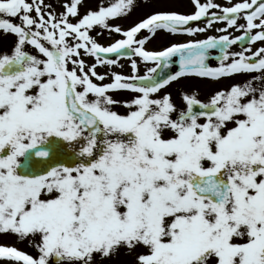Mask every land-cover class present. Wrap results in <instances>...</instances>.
Returning a JSON list of instances; mask_svg holds the SVG:
<instances>
[{"label":"snow or ice","instance_id":"6c2138e0","mask_svg":"<svg viewBox=\"0 0 264 264\" xmlns=\"http://www.w3.org/2000/svg\"><path fill=\"white\" fill-rule=\"evenodd\" d=\"M136 4L0 0V236L37 252L0 244V264H264V0L110 23ZM191 78L231 82L174 98Z\"/></svg>","mask_w":264,"mask_h":264},{"label":"rangeland","instance_id":"374dc122","mask_svg":"<svg viewBox=\"0 0 264 264\" xmlns=\"http://www.w3.org/2000/svg\"><path fill=\"white\" fill-rule=\"evenodd\" d=\"M46 2H52V0H46ZM107 2V0H105ZM204 2V0H202ZM216 3L220 4H226L227 0H215ZM237 2V0H232V3ZM101 3V0H84V6L81 8V12L83 13L87 8H93L95 9L99 4ZM58 11H62L61 8H57ZM161 10H168V11H177L181 13H189L194 12L195 8L192 4V0H137L136 6L133 8L132 12L127 16L116 20H111L110 23L113 24H120L122 27H127L134 22H136L139 17L142 15H147L151 11H161ZM212 11H215L213 9ZM240 22H243L242 20ZM221 24H216L213 29H210L208 31V35H220L221 33L216 32V28L222 27ZM231 31V30H230ZM103 33L101 35H97V33ZM240 32H234V35H238ZM92 35L96 36L97 40L106 45L107 43H110L114 39L120 38L122 36L115 34V33H109L107 30L100 29L97 27L92 33ZM203 36V35H201ZM15 37L10 36L6 39V41L2 44H0V51H4L7 48L10 47L12 41H14ZM253 45V50H255L256 47H259ZM29 51H34L33 49L29 48ZM236 50V49H235ZM238 51V50H236ZM123 59H121L122 61ZM252 75H255L253 73ZM239 79V78H237ZM231 81H222L220 85L214 84L211 81L207 80H200L196 78L186 79L180 81L178 84L172 86L173 91H177L180 89H185L191 91L192 89H199L200 90V98L206 99L207 94L216 87L227 85ZM179 94V93H178ZM120 99L124 98V93H121L118 96ZM120 111H124L125 109L120 108ZM0 244H7V245H14L32 255H37L36 250L27 242H20L17 240L15 236H0ZM123 260H130V257H122Z\"/></svg>","mask_w":264,"mask_h":264},{"label":"flooded vegetation","instance_id":"af4514ba","mask_svg":"<svg viewBox=\"0 0 264 264\" xmlns=\"http://www.w3.org/2000/svg\"><path fill=\"white\" fill-rule=\"evenodd\" d=\"M199 23L201 26H203V21H201ZM133 24L125 27V29L132 26ZM146 35H148V33L146 31H142L140 34H138V38H142ZM201 35H203V36H201ZM207 35H208V32L204 33V34L197 35V36H188V35H184V34H181V35H159L158 34L156 38L152 39L149 43H147L146 47L150 50H160L162 47L167 46V44H169L170 42H185V41L190 40V39H203ZM258 45H259V43L255 44V46H258ZM233 49L234 50L236 49L238 51L240 50V48L237 46H233ZM122 59L123 60L120 62H121V64H123V67L116 66L112 70L122 72L125 75H131V68H130L129 60L127 58H122ZM89 62H92V61L89 60ZM208 63L212 66H215L217 64V60L210 59L208 61ZM149 66H151V65H149ZM108 70L109 69L106 67H98V69H97V71L101 72V73H104ZM172 70L175 71L176 68L173 67ZM144 71H145V67L143 64H141L140 73L143 74ZM105 82H107V81H105ZM174 85H176V84H174ZM171 91L173 92L174 98H178L179 90L173 91L171 89ZM131 95H132L131 93H124V98H121V99L131 98Z\"/></svg>","mask_w":264,"mask_h":264}]
</instances>
